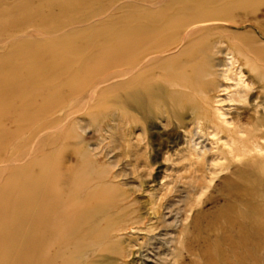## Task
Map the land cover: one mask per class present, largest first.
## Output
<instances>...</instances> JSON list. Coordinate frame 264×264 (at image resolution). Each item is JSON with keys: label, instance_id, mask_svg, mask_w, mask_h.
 I'll list each match as a JSON object with an SVG mask.
<instances>
[{"label": "rangeland", "instance_id": "rangeland-1", "mask_svg": "<svg viewBox=\"0 0 264 264\" xmlns=\"http://www.w3.org/2000/svg\"><path fill=\"white\" fill-rule=\"evenodd\" d=\"M219 14L194 28L190 63L156 51L148 82L164 105L132 119L130 21L153 46ZM263 111L264 0H0V264H173L175 249L179 264H264V235L255 253L234 252L210 229L247 158L226 129L264 134ZM87 216L97 231L85 237Z\"/></svg>", "mask_w": 264, "mask_h": 264}, {"label": "bare ground", "instance_id": "bare-ground-1", "mask_svg": "<svg viewBox=\"0 0 264 264\" xmlns=\"http://www.w3.org/2000/svg\"><path fill=\"white\" fill-rule=\"evenodd\" d=\"M217 16L219 18L216 17L215 15L210 16V17L209 16L206 17V16L201 15V16H197L195 18H192L190 20L188 19V21H185L183 23H179L172 29V31H173L172 35L170 34V32H163L162 33V40L159 42V44H154L153 46L148 44L149 43V33L151 32L150 35H152V31L148 27H146V28L140 27L138 30H136L135 29L136 19L134 22L130 21V23L128 25L130 33L128 34V40H127L126 46L124 48L127 47V52H128V59L126 61L127 69L125 71V75H126V78H128V88L130 89V92L127 95V105H128L129 110H130V113H131L130 115H131L132 119H134L137 115H139L142 119H145V117H146V115H148V113H150L152 111H159L162 108L161 106L164 105L163 104L164 102L158 99L157 91L155 90L154 86H152V84H150L148 82V75H149V71H150L149 67L152 65V63L155 60H158L160 57L165 56L164 54L163 55L159 54L157 56H153L156 54V51H158V52L163 51V52L167 53V52L175 49L180 53V56H181L180 58L187 59L188 63H190L192 60V57L186 51L189 47V40L188 39L191 38V35L193 34L194 28L200 24L207 23L209 21H223L221 14H219ZM230 22L232 23V21H230ZM211 23H213V22H211ZM153 33H155V31ZM220 43H221V41H220ZM214 48H217V47H214ZM218 50H220V49L218 48ZM219 53H220V51H219ZM185 54H187V55H185ZM230 55H231V57L229 58V62L227 63V65L229 67L234 66V64L238 63L235 55L234 54H230ZM208 66H210V65L208 64ZM182 70L186 71V69H184V68H182ZM187 70L192 71L193 69H192V67H188ZM178 94L180 96L185 95V93H183V92L182 93L179 92ZM208 102H209V100H207V102H205L204 107L209 106ZM165 113H168V111L165 110ZM209 115H210V113H209ZM205 118H207L206 115H205ZM205 120H208V119H205ZM262 124H264V111H263V117L258 118L256 121V126L261 127ZM235 127H237V128L236 129H226L232 135V139H231L230 143H228L230 151L235 152L236 154L241 155V156L243 155V157L245 156L247 158H245V160L239 162V164L232 166L233 168L231 169V173L236 180H232V179L230 180L229 178L224 179L226 182V184H225L226 186L224 188V191L221 192V195H222L221 204L222 205H221V209H219L218 212L216 211L218 213L217 214L218 216L221 215L224 218L223 219L224 223H219L220 225L219 224H212V225H210V229L214 231V234L216 236L215 240L221 244V247H226L230 250H234V252L235 251L238 252L240 250L243 251V250H249L250 249V251L255 253L258 249L257 248L258 243H253V241L250 239L256 238L257 236L260 237V236L264 235V158L261 155V154H264V143H263L264 142V134H257L258 129H255V131L254 130L253 131L244 130L240 124H238L237 126L235 125ZM218 130H219V128H218ZM194 131L192 132V130H191V137H190V139H192V142H193L192 143V149L197 153H200V154L204 153V151L207 150L206 146L200 147L199 143H194L195 140H197V138H199L198 132H196V131L194 132ZM229 154L231 155V153H229ZM83 213L85 214V212H83ZM199 214L196 213V216H199ZM85 215H87V214H85ZM84 217H86V216H84ZM83 222H85V224L87 225V227H85L87 229L84 230L83 236L87 237V236L91 235L92 233H94V231L97 228V222L94 223L93 218L92 217L88 218V216H87V219L83 218V220H80V222L77 223L76 228H80L79 227L80 223H83ZM121 222H122V220H121ZM164 223H165V221H164ZM71 226H73V225H71ZM107 226H108V224H107ZM113 227L108 226V227L104 228V231L111 233V232H113V229H112ZM120 231H121V229H120ZM99 232H100V230H99ZM64 233H65V231H64ZM102 233H104V232H102ZM187 233L188 232H186V234ZM233 234L237 235L238 239H240L238 242H235L230 238V236H232ZM102 236H103V234H102ZM158 236L159 235H157L156 237H158ZM165 236H167V235H165ZM170 242H173V241H170ZM96 243L99 244V242H96ZM88 248H90V247H88ZM96 248H94V249H96ZM175 250H173V252H172V256L174 257V260H175L173 262V264H179L178 262L182 258V252L179 250H176V251ZM184 251L186 252L188 257H191L193 254V240L189 236H187V238H185ZM88 254L85 255V256H87L86 258H90V257H88ZM241 255H242V253H240V257L242 258ZM238 257H239V255H238ZM80 259H82V258H80ZM84 259H85V257H84ZM103 259H105V258H103ZM145 259L149 260L150 257L145 255ZM109 261H110L109 264L113 263L112 262L113 260L110 259ZM91 262L92 261H90V263ZM189 263H191V262H189ZM106 264H107V262H106Z\"/></svg>", "mask_w": 264, "mask_h": 264}]
</instances>
